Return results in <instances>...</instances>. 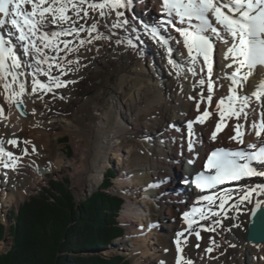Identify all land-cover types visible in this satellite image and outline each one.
<instances>
[{"label": "bare ground", "instance_id": "obj_1", "mask_svg": "<svg viewBox=\"0 0 264 264\" xmlns=\"http://www.w3.org/2000/svg\"><path fill=\"white\" fill-rule=\"evenodd\" d=\"M140 3V8L136 6L134 9L137 13L142 14L147 8L146 6L150 5V0H148L146 6L141 0ZM121 11H124V9H121ZM157 15L160 16V14ZM98 18L108 25H113L116 20L115 13H112L107 18ZM102 30L104 31V29ZM113 30L116 34L110 33V30L104 31L106 34H102V37H107L106 39H93L91 43H85L80 47L78 52L65 54L66 63L68 60H72L74 63L68 65L73 70L67 71L66 75L61 76L64 81H73V79L83 77L87 83H90L89 87L95 94L101 90L102 102L103 98L110 94V92L108 94L103 93V88L110 87L112 89V94L106 99L109 102L108 109L106 110L104 107L105 101L102 104H96L92 111H100L94 114L91 113L92 120L84 125L83 130H75L74 122L76 117H73V114H71L72 117L69 119V117H60L58 111L52 113V109L54 107L57 108V105L54 104L57 98L60 100L61 96H67V98L73 96L74 88L70 84L66 83L68 88L67 95H62V92H55L57 89L66 90L65 86L55 88V90H52L54 92H46L47 94L42 96V92L31 93L30 83L26 84L24 78H22V82L26 86L25 94L22 97L27 113L24 118L16 113L13 105L5 102L3 95H0V105L3 106V113H0V146L7 152H15L19 155V162L15 169L3 167L2 162L8 161L6 156H2L0 159V214L3 217L7 209L10 208L9 203L12 205L16 200L15 198L31 191L36 182L38 183L40 179L43 180L51 170L59 169L64 162L63 157H65V154L59 147L56 157L48 165L34 167L35 158L39 155L36 156L35 151H33L34 147L27 146L23 148L24 142L22 141L24 140L20 137L21 135L16 134L22 130L24 125L33 129L39 126L43 128L44 137L35 143L41 144L44 149L46 144L50 142V135L53 136L52 138L56 137L58 139L60 134L71 132L76 141L77 159L81 163V165L76 166L74 162L72 165L77 171L81 168L85 170V179L82 183L89 190L99 184L101 176L104 177L105 171L113 161L106 166V160H110V156H112L111 159L116 160V164H120L122 153L114 149V139H117L121 134H125L124 132L127 131L126 124H130L131 127H128V129H131L130 133L132 134V130L135 128L131 122L136 120V124L139 113L148 111V113L145 112L147 115L145 121L142 124L138 123L141 124L142 131H146L143 132V138L134 137L141 143L138 150L139 159L137 166L135 169L126 170L123 174L120 173V169L112 186L114 191L123 194L125 197L121 215L118 216L128 232L117 242L113 240L112 244L115 243V245L111 244V246L114 249L123 247V251H126L127 254L138 258L142 257L153 262V264H162V262L163 264H170L172 256L171 264H174L176 260L174 241L177 238V233L183 227L177 219V212L184 207L182 199L185 196L175 194L174 191L176 189H170L169 187H173L180 171L185 175L188 174L187 166L193 170L198 169L201 164V157H203L206 149L220 144L223 140L229 141L228 137L233 132L230 133L231 129L224 130L218 136L217 141H211L208 131L215 121L211 124H194L196 133L194 141L200 156L196 158L197 163L195 165H190L188 160L192 156L184 143L183 128L187 127L189 120H195L194 117L199 114L196 111V101L200 100L201 94V86L198 81L204 75L200 73V64L195 66L197 75L193 76L191 72L187 71L186 49L183 48V44L175 46L177 49L174 52V58L184 66V70L180 75H177L173 71L172 66L168 64V58L164 55L165 50L159 44H153L151 51L142 48L135 49L133 46L125 45L121 42L118 43L117 33H119V29L113 27ZM95 35H92V37ZM227 47L228 45L223 43H217L216 45L213 56V79L216 82V95L214 96L213 104L210 106L206 100L201 102V111L203 107L215 109V101L221 96L227 95L230 81L224 79V75L226 72L230 73L233 70L225 68V64L230 63V60H225L223 56ZM180 52H183L184 56L180 57ZM152 55L153 58L151 57ZM128 65H133L132 70ZM261 78H264V72L259 68H255L254 75L249 77L245 94L250 95ZM221 84L223 87H221ZM109 91L111 90L109 89ZM91 95L93 96L94 94L92 93ZM148 95L151 96V99H147ZM51 96H54L52 100H50ZM190 96L195 99H189ZM86 97L90 98L87 95V91L84 92L83 97L80 96L77 100L80 101L78 106H82L81 99L83 101L86 99L84 104L88 103ZM45 105L53 106L43 112ZM63 108H65L64 105ZM149 110L156 113L150 114ZM257 110L261 112L260 105L253 101L248 111L258 121L260 115H256ZM164 111L171 113L173 118L170 116V121H166L163 119L164 117L162 118ZM48 116L50 119L46 121ZM50 121L54 124V128L48 125ZM250 125L251 123L249 126L248 124L245 126L246 135L251 137L250 139H254L252 138L254 137V132L252 130L253 133L248 131L251 129ZM72 126H74L73 130ZM141 126L137 127L135 131L141 129ZM2 128L8 129L7 134ZM56 134H59V136L57 137ZM147 136H153V139L150 137L151 142L145 139ZM17 138H19V141ZM262 138L264 136L260 137V139ZM9 140H16L17 144L15 146L9 144ZM143 146L149 147L155 153L149 152V156L146 155L147 151L142 148ZM24 149H27V154H24ZM42 151L39 150L41 154ZM41 154L39 157H41ZM124 154H130V149H127ZM8 162L10 163V161ZM164 177L172 178L170 182L164 185L165 189H158L157 183V189L150 188L151 184ZM136 180L139 182L136 183ZM254 182L256 184L264 183V177H256L250 183L253 184ZM179 183L183 186L182 195L192 194L187 180ZM136 184L140 187L136 186ZM261 199H264V194L253 196V201ZM249 207L250 204L245 202L240 205V212L230 208V217L224 221V225L220 230L205 235L197 250L192 247L196 241L194 236L191 235L187 242L183 243L185 261L191 260L193 264L196 261L197 264H264V242L252 244L245 240L247 209ZM140 208H142L141 212H139ZM157 208L158 210H155ZM144 216H146V219L147 217L151 218L149 219L150 223L159 222L158 227L145 233L146 228L144 223H142ZM232 217H236V219H232ZM235 223L241 226L238 228L232 227ZM213 238L218 240H213ZM150 240H153V242ZM154 244L157 249L150 250ZM209 246H213L214 251L208 255L205 249ZM138 251L141 254H137Z\"/></svg>", "mask_w": 264, "mask_h": 264}, {"label": "snow or ice", "instance_id": "obj_2", "mask_svg": "<svg viewBox=\"0 0 264 264\" xmlns=\"http://www.w3.org/2000/svg\"><path fill=\"white\" fill-rule=\"evenodd\" d=\"M132 3L133 0H0V30H4L9 37L6 39L5 35H0V88L3 89L0 95L4 96L5 102L9 105L23 103L26 86L19 77L25 73L19 70L25 66L34 65L31 93L51 92L53 88L73 83L74 81H62L60 76L72 71L68 65L74 62L68 60L65 64L59 54L78 52L80 47L91 43L93 39H106L107 37L98 33L101 23L98 17L107 18L115 13L116 20L112 27L129 26L134 29L135 25L121 11L130 10ZM26 6H30V10ZM160 12L161 18L152 26L144 24V29L165 50L168 64L177 75L184 70V66L174 58V48L170 43L176 38L171 34L162 35L161 29L174 30L179 34L180 39L176 43L182 42L186 49L187 71L196 76L195 66L200 64V73L204 74L198 81L201 94L200 100L196 101V111L199 115L195 120L187 122V149L192 156L188 163L195 165L196 158L200 156L193 139L196 135L194 124L197 123L204 125L215 121V127L210 132L211 141H217L218 134L227 127L234 133L228 139L238 145H245V125L240 121L248 120V109L253 101L260 105L261 114L258 121L253 119L250 128L257 138L264 136V78L258 81L250 95L245 94L249 77L254 75L255 68L258 65L264 66V0H161ZM89 19L92 22L85 28L81 21L87 22ZM132 19L135 20V17ZM83 31L98 34L87 41L81 39L75 47L71 40L65 39L69 36L79 37ZM217 43L228 45L223 56L230 63L225 64V68L233 70L226 72L224 79L230 83L227 95L215 101L214 111H210L209 107H203L201 111V102L206 100L210 106L216 95L213 56ZM23 56L29 57L31 63L25 62ZM181 56H184L183 52ZM54 70L58 71L57 75L52 74ZM38 74L47 77L48 82L37 78ZM205 87L207 95H204ZM189 99L195 98L190 96ZM0 113H3L2 105ZM216 116L219 117L218 120L215 119ZM233 119L235 123L229 124ZM8 143L15 146L17 141L9 140ZM24 154H27V149H24ZM205 155L206 159L201 157L202 169L196 171L189 181L198 190L195 206L184 213L187 224L185 231L195 232L197 238L200 233L196 229L205 228L199 221L212 219L213 224L221 225L222 221L215 219L219 214L215 209L225 215L228 208L240 212V205L247 202L253 205L247 209L250 217L254 218L264 212V199L253 202L254 195L264 194V183L241 185L242 190L236 193L235 203H230L233 192L221 187L251 177H264V139H260L258 144H246L244 148L215 147ZM0 156H6L10 161L2 162L4 168H16L19 157L5 151L2 146ZM240 226L232 225L237 228ZM206 230L215 231V228L209 226ZM182 236L183 233H177L176 251L179 255L175 264H193L191 260L185 261L182 254ZM184 240L187 242L186 237ZM206 251L212 252L213 248L208 247Z\"/></svg>", "mask_w": 264, "mask_h": 264}, {"label": "trees", "instance_id": "obj_3", "mask_svg": "<svg viewBox=\"0 0 264 264\" xmlns=\"http://www.w3.org/2000/svg\"><path fill=\"white\" fill-rule=\"evenodd\" d=\"M114 174L108 170L102 187L77 207L66 179H51L30 195L13 212L12 244L0 254V264H130L121 255L98 253L124 232L117 221L122 198L106 191ZM5 230L0 221V241Z\"/></svg>", "mask_w": 264, "mask_h": 264}, {"label": "rangeland", "instance_id": "obj_4", "mask_svg": "<svg viewBox=\"0 0 264 264\" xmlns=\"http://www.w3.org/2000/svg\"><path fill=\"white\" fill-rule=\"evenodd\" d=\"M151 57L153 58V55ZM143 63L145 64V62H143ZM128 66L132 70V66L133 65H128ZM158 70H159V68H158ZM90 76H91V74H90ZM79 79H80V81L78 83H76V86H75L76 90H75V87L72 86L74 88V94H73L74 97L71 96V98L70 97L67 98V96H65V97L61 96L62 98L60 97L61 98L60 100L57 98L56 102L54 103L55 105H57V108L54 107L52 109V113L55 112V111H58V114H59L60 117H62V116L63 117H69V119H70L72 117L71 114H73V117H76V120L74 122L76 131L77 130H83L84 125L86 123H90V120H92L91 113L94 114V113H98L100 111V110L92 111V109L94 108V106L96 104H102L105 101L106 104L104 105V107L106 108V110L108 109V103L109 102H107L108 100H106V99H108L110 97V95L112 94V89L110 87L103 88V90H102L103 93H107L108 94V92H110V94L108 96H105L103 98V102H102L101 90L99 91V93L97 92L95 94V92H93L91 90V88L89 87L90 83H87L83 77H80ZM91 87H92V83H91ZM109 89L111 91H109ZM56 91H58V93L62 92V95H65V94L67 95L68 94L67 85H66V90H58L57 89V90H55V92ZM86 91H87V95L90 98H92V99L86 97L88 99V101H87L88 103L87 104H84L86 99H84V101L81 99L82 106H78L80 101H77V100L80 98V96L83 97V94ZM52 92H54V91H52ZM92 93L94 94L93 96L91 95ZM68 99H69V101H67ZM147 99H151V96L148 95ZM60 102L64 105L65 108H63L62 104L60 105ZM52 106L45 105V107L43 109V112L51 109ZM149 111H150V114L151 113H153V114L156 113L155 111H152V110H149ZM168 111H164V114H162V118L164 117L163 119H165L166 121L167 120L170 121L171 117H172L171 113L168 112ZM145 112L146 111H144V112L142 111V112L139 113V116H138L136 124H135L136 120L131 122L134 125L133 127L135 129L137 127L141 126V124L145 121V118L147 117L146 113H148V111L146 113ZM49 119H50V117L48 116L46 121H49ZM138 123H141V124H138ZM48 125L50 127L54 128V126H53L54 124L51 121L49 122ZM73 127L74 126H72V130H73ZM128 127H131L130 124H126V130L127 131L124 132L125 134L119 135V137H117V139H114V141H113V143L115 145L114 149H117L119 153H122V157L123 158L120 156V162H119L120 164L119 165L116 164V160L115 159H111L112 156H110V160L109 159L106 160V166L108 164H110V162L113 160L112 164H110V166L108 167L107 170H113L114 172L116 171L117 175L119 174V170L120 169H121V172H120L121 174L126 172V170L135 169V167L137 166V163H138V159H139L138 158L139 157L138 156L139 155V151L138 150L140 148V144L141 143L138 140H136L134 137H137V138L141 139V138H143V132H146V131H142V126H141V129H138V131H135V129L132 130V132H133L132 133L133 135H132L130 133L131 129H128ZM42 129L43 128L41 126L33 129V128L27 126V125H24L22 130H20L18 133H16L18 135H21L20 137L24 140V141H22V139H21L22 142H25V141L29 142L27 144L23 143V148L27 147V146L34 147L36 156L37 155L40 156L41 152H39V150L40 151L43 150L42 154H41L42 158L39 157V156H37V158H35L34 162L36 164L34 163V167L41 166V165H43V166L48 165L50 163V161L54 160V158L56 157V154L58 152V148L59 147H60L61 151H64V154H65V157H63L64 162H63V164L61 165V167L59 169L57 168V169L51 170L50 171L51 173L47 174L44 177L43 180L40 179L38 181V183L36 182L35 185H34V188L31 189V191L26 192L25 194L21 195V197L18 196V198H15L16 200H15V202L12 205H11V203H9L10 208L7 209V211L4 213L3 217H1L2 214H0V220L3 222V224L6 227V230L4 232V236L2 237V239L0 241V254L4 253L7 250H9V248H10V246L12 244V238H11V236L9 234V228L11 227V225L14 224V221H13L12 217H13V212L15 211V208H17V206L20 203H22L24 200H26L29 195H34L36 192L41 190V188L43 186H49V184H48L49 180H51V179H55V180L66 179V181H67L66 185H67L68 189L73 193L74 199H75V205H76L75 207H77L79 205V203L81 204L82 202H84V200L88 196H90V194L93 191L98 190V189H100L102 187V184H103V181L105 179V176L107 175L108 171L106 170L104 177L101 176L99 184L96 187L94 186V188H90L89 190H87V188L85 186H83V183H82V181H84V179H85V170H83L81 168V169H79L77 171V170H75L74 165H72L74 162H75L74 164L76 166L81 165V163H79V160L77 159L78 158V150L76 149V146H75L76 141L73 138L74 137L73 134L71 132L70 133L69 132H66V133L64 132L65 134L64 133L60 134V136H59V134H56L57 137L59 136L58 139H56V137L52 138L53 136L50 135L49 136L50 137V142H49V144H46V148L44 149L41 146V144H39V143L36 144L35 143L37 140L42 139L44 137V133L42 132ZM2 130L5 132V134H7V131H8L7 128H2ZM55 130H57V129H55ZM56 132H58V130ZM53 133H54V131H53ZM120 133H122V132H120ZM117 134H119V133H117ZM150 137L153 139V136H150ZM150 137L147 136V137H145V139H147V141L151 142ZM62 138L63 139L66 138L65 141H61ZM119 140H120V142H118ZM36 145H37V147H36ZM142 148L147 151L146 155H148L149 152L155 153V151L151 150L149 147L143 146ZM127 149H130V154H124L125 152H127ZM117 156H119V155H117ZM114 162H115L116 165L114 164ZM180 173H182V172L180 171ZM117 175L116 176L114 175V176L117 177ZM115 179L116 178H114L113 184L115 182ZM179 180H180L179 178L177 180H175V186L179 185V184H177V183H179ZM138 182L139 181L136 180V183H138ZM113 184L111 186H109L106 189V191H108V193L111 194V195L119 194V195L122 196V204H121L119 212H118V215L120 216L121 215V210L123 209V206H124V203H125V197H124L123 194H121V193H119L117 191H114L112 189ZM136 186L140 187L138 184H136ZM142 186H143V184H142ZM148 187H147V189H148ZM160 187H161V189H165V187H163V186H160ZM152 189H154V188H152ZM170 189H171V187H170ZM129 192H131V191H129ZM126 197H128V195H126ZM0 198H1V195H0ZM129 198H131V197H129ZM142 208H140L139 212L142 211ZM155 210H158V208L155 209ZM143 215H145V214H143ZM119 216L117 217V220L124 227L125 232H124L122 237H119L116 240L114 239V242H117L118 240L122 239L125 236V234L128 232L126 226L121 223ZM145 219H146V216H144L142 218V223H143V221L144 222L147 221V219L146 220ZM5 233H6V235H5ZM150 241L153 242V240H150ZM128 244H130V243H128ZM112 245H115V243H113ZM110 246H111V243L108 246H106L105 248H103L100 251H98L99 256H101L102 258H108V257H111L113 255H121L124 258H126V260H128L130 262V264H142V263L153 264V262H151L149 260H146V259H144L142 257L138 258L137 256H131V255L127 254L126 251H123L124 250L123 247H120V248L116 247L114 249V248H112L113 246H111V248H110ZM153 249L154 250L157 249L155 244L152 245L150 250H153ZM109 250H111V251H109ZM91 252H93V251H91ZM137 254H141V253L138 251ZM195 254H196V251H195ZM49 261H50V259H49ZM48 263H47V260H45V261L42 260L38 264H48ZM171 263H172V256H171V259H170V264ZM194 264H197V261L194 262Z\"/></svg>", "mask_w": 264, "mask_h": 264}, {"label": "water", "instance_id": "obj_5", "mask_svg": "<svg viewBox=\"0 0 264 264\" xmlns=\"http://www.w3.org/2000/svg\"><path fill=\"white\" fill-rule=\"evenodd\" d=\"M14 108L21 117H26L27 113L24 109L23 103L14 105ZM245 238L247 241L255 244L264 242V212L257 214L254 218L250 217V214L248 215L247 232Z\"/></svg>", "mask_w": 264, "mask_h": 264}]
</instances>
